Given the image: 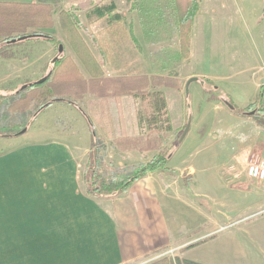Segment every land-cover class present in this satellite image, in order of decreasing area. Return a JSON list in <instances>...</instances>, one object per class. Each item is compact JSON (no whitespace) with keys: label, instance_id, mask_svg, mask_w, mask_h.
Wrapping results in <instances>:
<instances>
[{"label":"crops","instance_id":"obj_1","mask_svg":"<svg viewBox=\"0 0 264 264\" xmlns=\"http://www.w3.org/2000/svg\"><path fill=\"white\" fill-rule=\"evenodd\" d=\"M221 1L214 0L213 14L216 15L221 7ZM129 14L128 17L123 14L120 22L92 18L89 23L82 24L90 35V41L85 40V43L102 72L108 76L137 74L143 66L147 75H170L171 71L174 72V77L182 82L181 90L163 86L156 90L163 92L170 123L177 133L180 131L178 143L172 150L166 169L151 172L132 183L124 193L108 198L93 197L84 190L83 173L90 144L87 130L84 132L81 129V134L74 129L61 130L55 127L54 117L50 121L41 113L25 133L16 137H0V149L5 151V155L10 153L7 157L14 160L10 163L13 173L20 171V176L7 179V187L12 188L11 193L7 190L8 200L16 201L14 207L21 209L22 229H33L32 233L36 235L34 240L38 249L34 256L37 257L29 255V264H133L174 248L177 249L175 264H264V217L257 223L260 229L217 233L230 217L232 191L236 190V186L225 182L227 178L223 176V171L236 164L237 150L244 143L242 140L255 137L254 131L264 133V128L252 120L249 121L252 126L249 130H233L232 146L226 147L222 154L215 146V139L210 138L214 137L212 131L203 130V119L198 115L191 119V123L195 120L193 129L182 103L183 93H187L193 83L200 84L202 91L208 89L215 95L218 104L225 103L226 95L239 108L255 101L260 80L264 78V36L261 44L263 52L256 57L261 64L247 76L234 66L236 62L227 59L222 65L230 67V73H233V77L227 80L229 76L219 68L213 76L202 55L206 48L212 49V46L216 55L227 36L226 46L235 38L229 34L232 25H228L222 17L215 16L214 27L203 28L198 36L195 30L191 31L189 58L180 60L178 36L171 30L172 22H169V40L158 42L153 37L146 42L137 11L131 10ZM112 23L121 26L116 28L118 37L114 39L105 30V26ZM54 28L55 24L51 29ZM58 28L61 31L59 25ZM120 32L128 35L122 33L120 37ZM99 46L104 49V54L109 51L106 59L101 57ZM67 55L73 58L75 53L72 48ZM30 57V53L21 60L15 58V54L0 56V93L12 94L24 87L32 72L35 75L49 71V67L43 70L38 66L32 71ZM248 61H254V55L243 58L241 64ZM84 73L87 75L88 72ZM192 77L196 80L186 90L185 83ZM213 81L230 86H215ZM89 96L86 95V102ZM112 99L115 100L97 96L92 109L102 117L111 115L112 121L115 120L113 123H116L113 130L116 135L138 133L141 130L136 118L139 101L129 95ZM55 105L71 108L75 104L59 102L49 108ZM76 108L79 112L82 110L79 105ZM130 109H134V115ZM225 112L235 122L248 121V117H237L231 113L229 107L225 108ZM73 116L76 118V115ZM188 121V131L182 137ZM191 130L193 133H190ZM174 134L176 132L169 135L173 137ZM186 142L188 146L194 142L200 146L189 150L183 147ZM80 143L82 145L79 146ZM116 153L117 161L114 163L118 167L124 162L136 164L144 161L135 150ZM235 164L229 169L233 177L237 175ZM222 205L228 208L223 211ZM10 219L13 226V219Z\"/></svg>","mask_w":264,"mask_h":264},{"label":"rangeland","instance_id":"obj_2","mask_svg":"<svg viewBox=\"0 0 264 264\" xmlns=\"http://www.w3.org/2000/svg\"><path fill=\"white\" fill-rule=\"evenodd\" d=\"M16 1H32L35 3L40 2L39 0ZM41 1L42 3H49L52 6V9L49 13L53 19V22L51 27L49 29H46L45 32L54 35L57 38V41H61L62 50H58L59 48L56 43L54 44L52 42H48L45 38L42 37H35L33 39L16 41V44H14L10 48L11 55L15 54V58H19L21 60L27 58L28 54L30 53V60L33 62L31 64L32 71L34 70L33 68L37 66L38 69L44 68L43 70L49 67V71H44L42 74L32 75V72L29 80L26 81L27 85L36 82L41 78H44V76L48 75L52 70L53 60L55 57H58L60 54L68 56L67 54H69L70 52V44L65 35H62L63 32L61 33L58 28L59 23L57 17L60 10H68L75 14L77 20H79L80 22L79 32L81 39L85 42V40L90 41V35L87 32L88 29L82 24L85 25V23H87V20L85 19L86 12L87 10L91 9V6L93 4L104 5L109 2H114L117 11H119L120 15L124 16L123 14H125L124 17H128L130 16L129 11H131L130 5L134 0ZM136 1L141 5L140 12H138V14L136 15L141 20V26L143 29L142 36L145 41H148L147 39L156 37L157 27L154 25L155 23H160L162 19L165 18V8L161 5H157V7L155 8L148 7V5L151 4L153 0ZM198 2L199 0H194L195 5H197ZM213 2L214 0H200L198 10L196 9L195 13L191 16V21L193 24H191V31L193 32V30H195V33L198 36L201 34L203 28L212 29L214 27L213 19L216 16V18L222 17V19L226 21L228 25H232L229 34L235 38L232 40V43L226 46L229 37L227 36L221 42V49L217 52L216 55L213 46L212 49L211 47L206 48V51L202 55L205 58V61L208 65V69L210 70V73L214 76L219 68L221 72H224L226 75L229 76L227 77V80H229V78L233 77V73H230L231 68L223 67L222 65L223 62H226L227 59H229L231 62H236L234 66L239 71H242L243 75L248 76L249 72H252L255 66L261 64L258 59H256V57L258 55H261L263 52L261 44L264 36V0H222V5L216 11V15L213 14V10L211 9ZM54 24L55 28L51 29L52 27H54ZM203 24L206 26L204 27ZM55 32L60 37H58ZM159 36H162V34H160ZM100 43L102 42L100 41ZM98 50L103 59H106L108 57L109 51L107 54H104V49H102V47L100 46ZM38 55H42V58H38ZM251 55H254V61H248L247 63L241 64L243 58L247 56L250 58ZM92 56L95 57L93 54ZM97 56L98 55H96V57ZM71 59L75 63V66L77 67L78 71L86 77L87 75L84 73L86 72L85 67L83 66L80 58L76 55V53L73 58L71 56ZM174 76L175 74L172 75V77ZM213 82L214 85L217 84L218 86L224 84L230 86L228 83L221 81ZM179 83L181 84L182 82L179 80ZM206 84L209 85L208 80ZM199 86L200 84L193 83L190 88L188 87V90H185L187 93H183L182 98L184 100H182V103L184 105V108L188 112L187 115L188 118L190 117V124L193 125V129L195 127V120L191 123V119L193 120V117L198 115L199 118L203 119V130L212 131V135L214 137L210 138L215 139V146L220 148V151H222L223 154L226 147L230 148L232 146L233 136L231 132L233 130H249V128L252 127L251 122L249 121H252L253 119L248 115H244L243 117H248V121L240 120L238 122H235L234 118L226 116L225 108L227 109V107H229L226 99H224L225 103L223 102V104H218L216 103L217 98L215 97V95L210 93L208 89L202 91L200 89V87L202 86ZM20 89L16 90V92L20 91ZM201 92L204 96H202ZM88 94L91 96L87 98L86 102L85 97ZM69 100L73 101L74 99ZM113 100L115 99H111L110 101ZM74 101L75 105H72L71 108L68 106L55 105L54 107L51 106V108H44L43 110H41V112L38 113V115L43 113L44 116H47L46 119H50V121H52L54 117L55 127L65 131L74 129V132L81 134V129H83L84 132L85 130L89 132V129L93 127L96 130L97 137H99L101 139V142L106 145V153H104L103 156L104 160L106 162L110 161V163L112 164L110 167H115L116 164L114 163V161H117L116 152H126L120 151L113 146L112 137L114 136V134H116V132L113 131L116 128V123H113L115 120L112 121L111 115H105V117H102V114H99L97 111H94L92 109L96 104L97 96H95L91 92L84 93L81 97L77 98ZM59 102L67 103L66 101H57L54 103ZM86 103H88V105ZM174 103H176V99H174ZM78 105L82 108L80 112L79 108H76ZM223 105L225 106V108ZM130 110L131 113L134 115V109ZM231 113L236 115L232 111ZM73 115H76V118ZM236 116L238 117L240 115ZM123 118L125 120L124 116ZM127 120L131 119L127 118ZM89 123L91 124V127L89 126ZM46 128H48V126ZM126 131L128 132V129ZM174 132H176V134H174L173 137L169 135L170 133ZM190 133H193V131L191 130ZM254 133L256 136L253 138L242 140L244 143L237 150V160H235L236 164L234 163L236 165L235 172L237 173V175L233 177V175L231 174L232 171H229L230 166L234 168V164L230 165L225 171H223V176H226L227 178V180L225 181L223 177V180L225 182H228L227 184L231 186H236V190L232 191V200L230 201L232 210L229 213L230 217L226 220V225H223L220 229H218L217 233L225 232V230L237 231L240 229L261 228L260 226H258L257 223L262 219V217H264V182L250 179L246 175L247 165L250 162H254L259 158L264 157V133L260 134L256 131H254ZM169 134L167 136L168 138L166 139L167 141H169V146L172 148L171 150H173L178 143L180 131H178L177 133V131L173 128V130L169 132ZM65 139L71 141L70 138ZM79 140H81V137ZM187 143L188 142H186L183 147L188 148L189 150L200 146L197 144L198 142L191 143L189 146ZM80 145L82 144L80 143L79 146ZM2 150L3 149H0V264H29V255L31 258L37 257L34 256V253L38 249L37 241L34 240L36 235H33V229H27L26 227L25 229H22L21 209L19 207H14V205L17 204L16 201L12 202L8 200L7 190H9V192L11 193L12 188L7 187V179L10 177L20 176V171L13 173V165H11L10 163H13L14 160H12V158L7 157L10 155V153L5 155V151ZM151 152L149 151L143 154L138 152V154L141 156H139V158L144 161H147L150 158L149 154ZM125 164L131 165V163L124 162L120 165L119 168L124 167ZM110 167L108 166V169ZM227 208L222 205L223 211H225ZM7 215L9 216V219L7 218ZM10 218L13 219V226L10 223ZM176 251V248L169 250L167 249L149 257L148 259L152 258L151 261H154L155 259H158L165 255H172L170 258L174 260L176 258ZM262 254H264L263 250ZM146 260H141L142 262L138 261L133 264H146L148 263Z\"/></svg>","mask_w":264,"mask_h":264},{"label":"trees","instance_id":"obj_3","mask_svg":"<svg viewBox=\"0 0 264 264\" xmlns=\"http://www.w3.org/2000/svg\"><path fill=\"white\" fill-rule=\"evenodd\" d=\"M39 1L35 3L0 0V56L10 57V48L16 44V41L35 37H42L48 42L56 43L58 48L62 46L61 41H57L54 35L45 32L53 22L49 13L52 9L51 4ZM157 5L165 8V18L160 23H155L157 35L154 38H157L158 42L169 40L171 34L169 22H172L174 25L171 30L178 36L180 60H188L191 16L196 11L194 0H153L148 7L155 8ZM140 8L141 5L136 0L132 1L130 10H136L138 13ZM92 18L120 22L122 16L117 11L115 3L109 2L104 5L93 4L91 9L87 10L85 19L89 23ZM57 19L61 31L88 72L87 76L78 71L70 56L60 54L53 60L50 73L41 78L43 80L26 84L20 91L13 94L0 93V137H16L25 133L41 110L57 101L74 104V100L84 93L91 92L95 96H104L108 99L121 95H129L134 100L137 99L139 102L136 118L137 124L141 125V130L133 136L114 134L112 142L113 146L120 151L135 150L142 154L154 151L155 153L147 161L125 164L122 168L110 167L112 165L110 161L106 162L103 157L106 153V145L97 137L96 130L89 123L90 144L83 173L84 190L86 194L93 197L111 198L124 193L132 183L145 175L167 168L172 148L166 138L173 128L164 94L156 89L163 86L180 91L181 84L178 79L172 77L173 71L170 75H147L144 66L137 74L106 75L81 39L80 22L75 14L68 10H60ZM118 27L121 26L114 23L105 26L111 39L118 37L116 33ZM122 33H119L120 37ZM123 34L128 35L125 32ZM160 34L162 36H159ZM21 36L24 38L19 39ZM12 39L15 40L12 42ZM134 42L140 51L141 48L135 39ZM226 98L232 112L240 116L248 115L259 127L264 128V83L260 84L255 101L244 108L237 107L229 96L226 95ZM251 111L253 113L248 114ZM175 262L177 259L163 256L146 264H175ZM187 264L197 263L187 262Z\"/></svg>","mask_w":264,"mask_h":264},{"label":"built area","instance_id":"obj_4","mask_svg":"<svg viewBox=\"0 0 264 264\" xmlns=\"http://www.w3.org/2000/svg\"><path fill=\"white\" fill-rule=\"evenodd\" d=\"M246 175L253 180L264 182V157L254 162H250L246 167ZM169 254V251H168ZM171 257L172 255H165ZM152 258L146 260L151 261Z\"/></svg>","mask_w":264,"mask_h":264},{"label":"water","instance_id":"obj_5","mask_svg":"<svg viewBox=\"0 0 264 264\" xmlns=\"http://www.w3.org/2000/svg\"><path fill=\"white\" fill-rule=\"evenodd\" d=\"M24 37L23 36H21V37H19V39H23ZM15 39H12V42L14 41ZM59 51H61L62 50V46L60 45L59 46V49H58ZM41 80H43V79H40V81ZM196 80V77H192V78H190V79H188L187 81H186V83H185V89L187 90V87H188V85L192 82V81H195ZM260 83L262 84V83H264V78H262L261 80H260ZM228 106L229 107H231V105H229L228 104ZM253 113V111H251V112H249L248 114H252ZM188 128H189V121L187 122V124H186V126H185V128H184V130H183V133H182V137L185 135V133L188 131ZM182 137H180V140L182 139Z\"/></svg>","mask_w":264,"mask_h":264}]
</instances>
